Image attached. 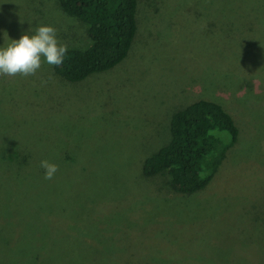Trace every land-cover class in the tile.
<instances>
[{"label":"rangeland","instance_id":"374dc122","mask_svg":"<svg viewBox=\"0 0 264 264\" xmlns=\"http://www.w3.org/2000/svg\"><path fill=\"white\" fill-rule=\"evenodd\" d=\"M136 1L112 68L0 75V264H111L118 250L117 264H264V0ZM42 24L88 44L56 0H0V48ZM198 98L230 114L237 142L202 190L178 194L141 161ZM42 159L59 166L50 180Z\"/></svg>","mask_w":264,"mask_h":264},{"label":"trees","instance_id":"16d2710c","mask_svg":"<svg viewBox=\"0 0 264 264\" xmlns=\"http://www.w3.org/2000/svg\"><path fill=\"white\" fill-rule=\"evenodd\" d=\"M56 3L63 13L83 24L88 39L83 48H69L62 65L52 66L56 76L76 82L112 68L126 56L136 32V0H56ZM166 128V141L144 156L141 173L162 176L164 186L178 194L202 190L238 137L230 114L220 104L202 98L172 112ZM1 151L8 156L5 158L8 163L15 160L14 165L22 167L23 151L4 152L3 148ZM233 248L229 255L214 253V256L223 261L231 257ZM119 251L113 252L112 262L120 259L116 256ZM205 255L198 264L205 263Z\"/></svg>","mask_w":264,"mask_h":264},{"label":"clouds","instance_id":"9594fccd","mask_svg":"<svg viewBox=\"0 0 264 264\" xmlns=\"http://www.w3.org/2000/svg\"><path fill=\"white\" fill-rule=\"evenodd\" d=\"M10 41L7 47L0 48V75H35L44 62L50 66L62 65L68 52V46L58 40L57 29L52 25L42 24L35 34H24ZM40 167L45 170L46 180L59 170L57 164L47 159L40 161Z\"/></svg>","mask_w":264,"mask_h":264}]
</instances>
